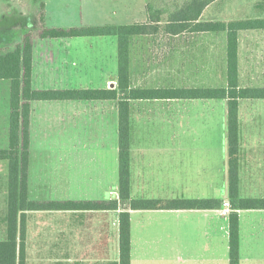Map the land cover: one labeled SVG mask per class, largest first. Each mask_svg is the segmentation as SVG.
Returning <instances> with one entry per match:
<instances>
[{
  "label": "crops",
  "instance_id": "obj_1",
  "mask_svg": "<svg viewBox=\"0 0 264 264\" xmlns=\"http://www.w3.org/2000/svg\"><path fill=\"white\" fill-rule=\"evenodd\" d=\"M242 33L255 31L241 32L238 36V85L264 88V84L250 82L251 77L244 82L240 67ZM211 34L186 32L159 36L158 40L149 36L131 38L130 89L216 88L210 84L208 48L205 53L204 48L178 45L179 37ZM146 38L153 41V46L133 47V41ZM169 38L171 46L166 47L162 39ZM73 39L79 38L51 39L59 40L58 46L41 48L37 59L33 46L32 88L115 89V50L93 45L83 47L73 43ZM224 39L222 86L226 87V35ZM125 102L129 113L130 198L213 199L221 201V206L208 210H132L124 203L116 211L28 212L26 264H117L118 215L122 211L128 212L130 220V264H229L227 101L170 98ZM51 110H55L53 115ZM9 112L10 102L8 115ZM52 116L56 120L50 123ZM237 117L238 195L242 199L264 200V99L238 100ZM212 118L219 125L217 138L212 136ZM32 128L36 136L31 141ZM55 129L59 135V162H54L57 170H50L57 173L58 197L32 200L31 185L35 194L50 188L46 179L48 162H35L31 178V142L44 146L39 150H48L45 136ZM109 148L116 156L114 160L93 162L96 152L106 158ZM2 195L7 199V193L3 191ZM28 198L32 201L119 200L118 101L30 103ZM225 202L229 208L223 206ZM225 209L227 213L223 214ZM236 214L239 264H264V209H241ZM39 220L50 222L53 228L47 231ZM167 247L169 254L161 253ZM30 248H36L32 255Z\"/></svg>",
  "mask_w": 264,
  "mask_h": 264
},
{
  "label": "trees",
  "instance_id": "obj_2",
  "mask_svg": "<svg viewBox=\"0 0 264 264\" xmlns=\"http://www.w3.org/2000/svg\"><path fill=\"white\" fill-rule=\"evenodd\" d=\"M219 0H176L161 7L146 5L145 22L46 28L44 4L31 31L13 50L0 54V80L10 82L8 148L0 149V161L8 164L5 238L0 241V264H26V214L46 211H116L127 203L132 210L218 209L217 200H132L129 175V113L127 99H210L227 101V155L229 264H239V227L236 210L264 209V200L242 199L238 195V117L240 99H264V88L238 85V36L241 32L264 30L262 20L201 21L206 7ZM225 33L226 87L209 89H130L129 47L133 37H169L180 33ZM115 37L117 40V86L112 90H34L32 88L33 40ZM118 101V201H32L28 198L29 118L34 101ZM117 264H130V220L118 215Z\"/></svg>",
  "mask_w": 264,
  "mask_h": 264
},
{
  "label": "rangeland",
  "instance_id": "obj_3",
  "mask_svg": "<svg viewBox=\"0 0 264 264\" xmlns=\"http://www.w3.org/2000/svg\"><path fill=\"white\" fill-rule=\"evenodd\" d=\"M176 0H0V54L3 55L13 50L20 42L25 33L31 31L35 24V19L41 12V4H44L46 28H71L90 27L103 25H130L137 22H145L147 18L146 5L148 3L161 7L164 2L173 4ZM179 1V0H178ZM264 19V0H219L203 11L201 21H240V20H262ZM224 33L204 35L203 37H192L185 35L179 37L178 45H193L195 48H207L211 58V87H223L224 84ZM164 46L170 47V38L162 39ZM59 40L34 39V53L37 59L40 49L46 46L56 47ZM73 43L81 44L83 47L93 45L94 47H104L115 50L117 55V40L115 37L105 38H79L73 39ZM135 48H147L153 46L151 39L135 40L132 42ZM193 43V44H192ZM240 67L244 82L250 78V82L257 85L264 84V30L255 33H242L240 35ZM138 57V56H137ZM38 69V67H36ZM117 72V58L115 73ZM253 79V80H252ZM259 80V81H257ZM10 96V82L0 80V149L8 147V108ZM53 109V108H52ZM55 110H51L53 115ZM55 116L50 117L49 122L55 121ZM211 128L216 131L219 128L217 122L211 119ZM31 141L35 138L32 128ZM212 131V136H216L217 131ZM52 134L45 136L46 145H39L31 142V178L35 162H48L47 164V186L50 190H43V193H34L31 185L29 198L35 199H57L58 180L57 170L59 162V151L57 150L58 138L57 129L51 131ZM93 158V162H111L116 157L109 148L106 158L101 152ZM116 164V162H114ZM116 172V171H115ZM111 173V167L109 168ZM116 175V174H115ZM8 164L0 162V241L4 240L5 229L3 230L4 217L6 214V197L3 199L2 192L7 193ZM55 216V215H53ZM41 218V217H40ZM53 217H48L51 219ZM57 218V217H56ZM39 219V217H38ZM40 221L41 227H46L47 231L53 228L50 222ZM53 222V221H52ZM32 223V222H31ZM54 223V222H53ZM32 229V228H31ZM33 231V230H32ZM34 232V231H33ZM31 255L36 248H30ZM150 253H154L150 249ZM161 253L169 254V247L163 248Z\"/></svg>",
  "mask_w": 264,
  "mask_h": 264
},
{
  "label": "built area",
  "instance_id": "obj_4",
  "mask_svg": "<svg viewBox=\"0 0 264 264\" xmlns=\"http://www.w3.org/2000/svg\"><path fill=\"white\" fill-rule=\"evenodd\" d=\"M223 206L226 207V208L227 207L229 208V203L225 202V203H223ZM222 213L226 214L227 213V209L223 210Z\"/></svg>",
  "mask_w": 264,
  "mask_h": 264
}]
</instances>
